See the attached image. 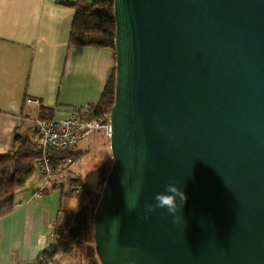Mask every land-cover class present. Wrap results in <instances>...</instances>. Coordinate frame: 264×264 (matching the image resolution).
I'll return each instance as SVG.
<instances>
[{
	"label": "water",
	"instance_id": "obj_1",
	"mask_svg": "<svg viewBox=\"0 0 264 264\" xmlns=\"http://www.w3.org/2000/svg\"><path fill=\"white\" fill-rule=\"evenodd\" d=\"M112 15L99 263L264 264V0H112ZM169 182L179 222L141 219Z\"/></svg>",
	"mask_w": 264,
	"mask_h": 264
},
{
	"label": "crops",
	"instance_id": "obj_2",
	"mask_svg": "<svg viewBox=\"0 0 264 264\" xmlns=\"http://www.w3.org/2000/svg\"><path fill=\"white\" fill-rule=\"evenodd\" d=\"M73 1L0 0V155L13 137L15 146L35 141L33 116L39 106L53 109V118L71 108L88 113L114 68L112 48L68 41L74 9L65 2ZM26 96L38 98L39 105L24 104ZM96 132L101 130L91 134ZM87 136L76 142L78 153L85 152L77 143ZM71 160L65 170L50 174L48 184L36 172L37 183L27 188L26 181L15 195L10 212L0 217V264H40L37 255L47 246L51 222L56 230L75 213L62 197H72V179L88 171L71 169ZM41 187V195L34 196Z\"/></svg>",
	"mask_w": 264,
	"mask_h": 264
},
{
	"label": "trees",
	"instance_id": "obj_3",
	"mask_svg": "<svg viewBox=\"0 0 264 264\" xmlns=\"http://www.w3.org/2000/svg\"><path fill=\"white\" fill-rule=\"evenodd\" d=\"M65 3L74 9L68 35L70 43L93 47L106 46L113 49L114 19L112 15V0H76ZM113 81L114 68L102 88L98 100L88 107V116L90 118H95L101 122L107 120L108 112L113 102ZM52 111L53 109H44L39 106L37 108V116L53 118ZM14 141L15 137L11 140V145L7 152L0 155V217L10 212L15 195L24 188L27 179L35 170L34 160L41 155V148L35 141L27 140L16 146ZM47 153L49 155L71 157L77 156L78 152L72 149L48 151ZM107 170L108 168L100 165L83 175L81 191L84 195L100 192ZM77 181L78 177L73 178L70 184L73 185ZM82 192L81 194H83ZM62 228L60 227L61 230ZM82 231H87L86 225L81 230L76 225L66 229L61 237L62 247L73 242L80 236ZM55 247V244H50V246L48 245L44 250L40 251L37 256L45 254L47 248L53 251ZM51 253L47 252L46 254L50 256Z\"/></svg>",
	"mask_w": 264,
	"mask_h": 264
},
{
	"label": "built area",
	"instance_id": "obj_4",
	"mask_svg": "<svg viewBox=\"0 0 264 264\" xmlns=\"http://www.w3.org/2000/svg\"><path fill=\"white\" fill-rule=\"evenodd\" d=\"M23 103L38 106L39 100L36 97L26 96ZM33 130L35 142L41 148V155L33 163L36 172L43 179V185L50 182V174L52 172L65 170L72 161L69 156L49 155L48 151L72 150L80 137L99 130L103 131L105 136L109 138L108 118L105 122H101L95 118H90L86 110L80 108H71L60 118H46L34 115ZM82 183L83 176H78V181L70 186V193L77 196L82 190ZM41 192L42 187L34 196L39 197ZM61 236L62 234H56L54 222L52 221L46 236L47 246L55 244L56 247L53 251L47 248L45 254L37 256L38 263L48 264V260L56 256V251L60 248ZM47 252L52 253L48 256Z\"/></svg>",
	"mask_w": 264,
	"mask_h": 264
},
{
	"label": "rangeland",
	"instance_id": "obj_5",
	"mask_svg": "<svg viewBox=\"0 0 264 264\" xmlns=\"http://www.w3.org/2000/svg\"><path fill=\"white\" fill-rule=\"evenodd\" d=\"M82 148H85V152L78 153L77 156H71L74 160L71 169H83V171L86 172L98 167L102 163L104 167L109 168L110 161L108 157L110 156V152L108 148V137L106 140L102 131L91 134L87 136V138L80 140L79 143H77V149L81 150ZM35 175L36 170H34L28 178L25 187H30L31 184L29 183L31 181L34 184L37 183V181H35ZM42 181L43 179L41 182ZM81 192L77 196L72 194V197H62L64 203L72 204V207L75 206L74 211L76 214L70 215L71 218L69 220H66L63 225L57 227L56 234L58 235L59 232L63 236L66 229H69L73 225H76L79 230L86 225L87 231L80 232V236L64 247H62L61 241L60 248L56 251V257L53 261L48 260L50 262L49 264H53L57 258V263L55 264H100L95 254L92 234V215L100 192L92 195H84V193L82 192L83 194H81ZM84 219H86V221H84ZM60 227H63L62 230Z\"/></svg>",
	"mask_w": 264,
	"mask_h": 264
},
{
	"label": "clouds",
	"instance_id": "obj_6",
	"mask_svg": "<svg viewBox=\"0 0 264 264\" xmlns=\"http://www.w3.org/2000/svg\"><path fill=\"white\" fill-rule=\"evenodd\" d=\"M153 200L154 203L144 205V210L147 214L142 216L141 219L148 220L150 219L148 214L162 210V214L163 211H166L168 216L173 217L172 223L176 224L180 220V216L177 213L181 212L187 202V196L174 182H169L164 185L162 191L154 195Z\"/></svg>",
	"mask_w": 264,
	"mask_h": 264
}]
</instances>
